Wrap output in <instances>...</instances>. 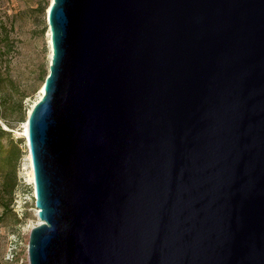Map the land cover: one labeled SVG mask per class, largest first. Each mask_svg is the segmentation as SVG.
<instances>
[{"label": "water", "instance_id": "1", "mask_svg": "<svg viewBox=\"0 0 264 264\" xmlns=\"http://www.w3.org/2000/svg\"><path fill=\"white\" fill-rule=\"evenodd\" d=\"M48 25L29 264H264V0H53Z\"/></svg>", "mask_w": 264, "mask_h": 264}, {"label": "rangeland", "instance_id": "2", "mask_svg": "<svg viewBox=\"0 0 264 264\" xmlns=\"http://www.w3.org/2000/svg\"><path fill=\"white\" fill-rule=\"evenodd\" d=\"M52 0H0V13L7 17L11 36L13 72L21 75L29 84V97L25 101V113L8 111L7 120L13 123L14 136L23 139V156L19 164V186L14 202L7 211L0 201V264H29L28 245L30 232L40 224L36 208L35 188L32 182V165L24 136L29 112L41 98L44 85L42 75L49 74L50 45L48 12ZM32 86V87H31ZM0 124L9 130L4 119ZM0 173V191L2 186ZM9 199L6 197V201Z\"/></svg>", "mask_w": 264, "mask_h": 264}, {"label": "trees", "instance_id": "3", "mask_svg": "<svg viewBox=\"0 0 264 264\" xmlns=\"http://www.w3.org/2000/svg\"><path fill=\"white\" fill-rule=\"evenodd\" d=\"M11 36L7 24V17L0 13V117L9 128L6 130L0 124V173L2 186L0 201L5 211L9 210L14 202V195L19 186L18 170L23 156V139L14 136L13 123L7 120V112L25 113V101L29 97V84H24L21 75L13 72L11 54ZM48 72H44L42 80L45 83ZM32 87V86H31ZM6 197L9 199L6 201Z\"/></svg>", "mask_w": 264, "mask_h": 264}, {"label": "bare ground", "instance_id": "4", "mask_svg": "<svg viewBox=\"0 0 264 264\" xmlns=\"http://www.w3.org/2000/svg\"><path fill=\"white\" fill-rule=\"evenodd\" d=\"M52 3H53V0H52ZM49 45H50V49H51V53H50V59H51V55H52L51 31H49ZM43 94H44V87H42V90H41V98H42ZM31 111H32V109L30 110L29 114L31 113ZM27 135H28V124L26 122V124H25V132H24V136L26 137V139H27ZM30 158H31V155H30ZM30 160L32 161V159H30ZM31 165H32V162H31ZM31 180L34 183V171H33V167H32V178H31Z\"/></svg>", "mask_w": 264, "mask_h": 264}]
</instances>
